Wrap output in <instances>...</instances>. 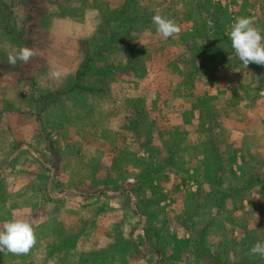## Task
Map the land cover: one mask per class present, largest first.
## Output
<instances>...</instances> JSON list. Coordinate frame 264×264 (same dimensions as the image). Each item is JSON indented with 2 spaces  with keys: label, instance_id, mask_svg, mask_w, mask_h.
<instances>
[{
  "label": "crops",
  "instance_id": "0c3cea01",
  "mask_svg": "<svg viewBox=\"0 0 264 264\" xmlns=\"http://www.w3.org/2000/svg\"><path fill=\"white\" fill-rule=\"evenodd\" d=\"M125 2L0 0V230L19 219L35 236L0 264H264L249 253L264 241V65L228 38L239 17L264 37V0H130L123 23ZM155 14L179 31L158 37ZM20 47L34 55L9 64ZM202 110L222 182L208 172L198 229L164 226L134 164L169 133L193 158Z\"/></svg>",
  "mask_w": 264,
  "mask_h": 264
},
{
  "label": "rangeland",
  "instance_id": "374dc122",
  "mask_svg": "<svg viewBox=\"0 0 264 264\" xmlns=\"http://www.w3.org/2000/svg\"><path fill=\"white\" fill-rule=\"evenodd\" d=\"M148 21L150 25L153 24L152 16L148 17ZM204 34L205 31H198L199 36H203ZM138 37H135L134 42ZM158 37L161 36L158 34ZM215 37L219 38L216 34ZM122 47L125 46H117L116 52L121 54ZM107 50L105 49L103 52V55L105 53L108 55L104 60L110 61L114 57L113 53L115 52L110 54ZM198 114L201 116V122H198L199 126H194L191 130V134L199 137L197 147L194 148L193 158L190 156L191 149L188 147L190 145L185 146L184 150H181L182 145L174 142L173 133H169V138L163 144V149H154L149 156H144L143 161H136L139 165L134 164L135 169L143 167L144 170H147V175L145 176L147 181L155 182L154 185L159 186L157 187L158 190L160 189L158 203L154 205L156 208L151 209L161 213L164 215V219L171 222L164 226H182L186 230H193L192 228L196 227L198 229L207 216V210L209 209L203 200L201 203L198 201L199 196L205 193V188L202 185L208 184V180H210L207 176L209 174L208 172H212L213 169H218L217 176L219 183L222 182L221 165H217L216 162L218 161L212 158V154L220 151L221 146L215 144L213 146V144L207 143L206 137H208V134L205 129V112L202 110ZM178 118L187 121L192 118V115L189 113H180ZM213 130L215 132L216 128ZM214 141L215 143L217 142L216 135ZM159 146L161 147L162 145ZM180 185H183L182 188H180ZM197 189H201V191L199 192ZM196 191L198 192L195 193ZM202 204L205 206H202ZM150 205H153V203L150 202Z\"/></svg>",
  "mask_w": 264,
  "mask_h": 264
},
{
  "label": "clouds",
  "instance_id": "9594fccd",
  "mask_svg": "<svg viewBox=\"0 0 264 264\" xmlns=\"http://www.w3.org/2000/svg\"><path fill=\"white\" fill-rule=\"evenodd\" d=\"M152 23L156 26V32L162 37H170L179 29L175 23L160 14L152 16ZM230 46L236 57L243 65L248 66L250 62L264 65V43H262L261 32L252 26L250 17L237 18L228 32ZM34 51L28 47H20L13 55L9 53L7 61L9 64H16L17 61L28 62ZM57 76L56 71L50 73ZM35 240L32 226L19 219L5 221L3 229L0 230V250L6 249L14 254L27 253ZM249 253L264 259V241H257L249 249Z\"/></svg>",
  "mask_w": 264,
  "mask_h": 264
},
{
  "label": "trees",
  "instance_id": "16d2710c",
  "mask_svg": "<svg viewBox=\"0 0 264 264\" xmlns=\"http://www.w3.org/2000/svg\"><path fill=\"white\" fill-rule=\"evenodd\" d=\"M129 7H130V0H126L125 4L121 7V9L115 11V13H114L115 17L114 18L117 19V20L122 19V21L124 23L126 21V18H127V10H128ZM105 31H103L104 34H105ZM87 60L84 63H82L80 68H79L76 86L79 85L80 80L82 79L83 75L89 70V64H88Z\"/></svg>",
  "mask_w": 264,
  "mask_h": 264
}]
</instances>
